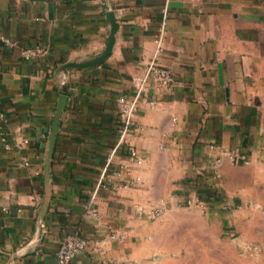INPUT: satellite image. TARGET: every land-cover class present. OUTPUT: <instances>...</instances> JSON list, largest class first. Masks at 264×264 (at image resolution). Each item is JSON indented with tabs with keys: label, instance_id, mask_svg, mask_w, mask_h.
Here are the masks:
<instances>
[{
	"label": "crops",
	"instance_id": "obj_1",
	"mask_svg": "<svg viewBox=\"0 0 264 264\" xmlns=\"http://www.w3.org/2000/svg\"><path fill=\"white\" fill-rule=\"evenodd\" d=\"M109 13L110 56L76 66L104 53ZM0 36L15 44L0 42V264H56L68 235L88 241L73 264H187L194 241L208 257L210 196L264 172V0H0ZM152 62L175 85L150 78L127 139L142 164L118 150L126 171L94 217L118 99ZM223 151L250 163L217 164Z\"/></svg>",
	"mask_w": 264,
	"mask_h": 264
},
{
	"label": "rangeland",
	"instance_id": "obj_2",
	"mask_svg": "<svg viewBox=\"0 0 264 264\" xmlns=\"http://www.w3.org/2000/svg\"><path fill=\"white\" fill-rule=\"evenodd\" d=\"M227 183L208 200L209 256L194 241L187 264H264V172L241 168Z\"/></svg>",
	"mask_w": 264,
	"mask_h": 264
},
{
	"label": "built area",
	"instance_id": "obj_3",
	"mask_svg": "<svg viewBox=\"0 0 264 264\" xmlns=\"http://www.w3.org/2000/svg\"><path fill=\"white\" fill-rule=\"evenodd\" d=\"M0 42L9 46H15L14 43L4 36H0ZM34 53L35 52L33 50H27L24 52V56L26 58H30L34 55ZM150 78H154L161 85L169 89H172L175 85V77L172 70L163 68L158 66L157 63L152 62L146 69V72L135 79L133 95L129 97L121 96L118 99L119 118L122 125L121 136L118 140V143L113 148L110 156L108 157L97 187L91 195L88 204L86 205L87 212L94 217H98L99 215L98 209L95 206V201L98 198L100 191L102 189H111V187L115 184L114 181L123 176V173L126 171L123 167H113V159L118 150L122 148V146L128 145L131 157L136 160L138 165L142 164V160L140 159L137 150L133 147V145L129 144L127 139L129 136L137 134L140 131L139 127L135 125V116L140 107L141 100L147 95ZM211 148L216 149L218 146L212 145ZM221 156L222 157L216 159L217 164L222 163L223 157H228L234 165H248L250 163L249 159L243 154H232L223 151ZM217 178H219V176H217ZM128 185L131 184H122V186L125 187ZM201 202H203V197L197 196L195 198V203L200 204ZM108 238L112 241L125 242L127 240V235L123 233L112 232L109 234ZM87 248L88 241L85 238L79 237L78 235H68L58 250L56 264H73L76 258Z\"/></svg>",
	"mask_w": 264,
	"mask_h": 264
},
{
	"label": "water",
	"instance_id": "obj_4",
	"mask_svg": "<svg viewBox=\"0 0 264 264\" xmlns=\"http://www.w3.org/2000/svg\"><path fill=\"white\" fill-rule=\"evenodd\" d=\"M109 17H110V20L112 23V32H111L109 44H108L107 48L105 49L104 53L93 62L86 63V64H79L76 66H96V65L104 62L110 56L112 49H113V46H114V43H115V33L117 30V25H116V21L113 17V13H109Z\"/></svg>",
	"mask_w": 264,
	"mask_h": 264
}]
</instances>
